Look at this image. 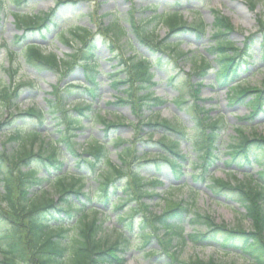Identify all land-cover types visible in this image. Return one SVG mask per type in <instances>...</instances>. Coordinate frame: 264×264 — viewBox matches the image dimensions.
I'll return each instance as SVG.
<instances>
[{
    "label": "trees",
    "instance_id": "16d2710c",
    "mask_svg": "<svg viewBox=\"0 0 264 264\" xmlns=\"http://www.w3.org/2000/svg\"><path fill=\"white\" fill-rule=\"evenodd\" d=\"M59 2L62 1L56 0V5ZM54 12L55 9H51L37 15H16V25L23 27L25 31L49 29L51 25L47 23H54ZM179 14L177 10L164 11L140 20L130 10L125 18L130 31L140 44L151 51L152 56L148 58L136 53L124 58L119 54L117 68L108 76L113 78V86H126L123 90L125 98L118 97L117 103L130 106L136 119L135 122H130L136 139L155 151L159 149L158 152L154 151L161 162L156 168H167L175 179H179L184 174L182 169L186 159L179 144L180 140H185L191 144L195 153L187 165L191 168L187 174L194 180L199 178L204 181L209 176L208 168L218 160L217 143L221 128L218 120L206 115L203 107L193 104L190 111L194 125L186 133L169 121L155 119L152 113L145 115L142 111L143 108L149 107L148 102L153 105L163 102L160 98L152 96L148 89L154 84V70L150 68L160 66L166 71L169 70L170 84L174 87L180 86L182 94L187 93L193 99L198 98L200 83L191 82V76L201 78L209 68H213L211 62L198 63L186 58L191 66L190 72L186 76L179 74L178 60L186 55L177 47V41H171V38H177L179 33L187 32L193 33L196 39H199L205 31L201 21L186 25ZM212 15V43L206 51L214 55L215 81L218 86L229 88L227 97L232 103L243 102L244 98L248 97L245 102L251 110L248 119L253 120L257 114L264 113V85L251 87L248 83L242 85L240 81L242 74L247 76L252 72L247 65L251 64L255 52L254 45L259 46L261 59L264 60V18L257 16L256 31L245 36L242 46L239 47L226 38L228 32L233 30L228 18L215 10ZM158 25L165 26V36L160 37L156 32ZM109 26L106 30L112 32V38L116 40L122 30L117 24ZM70 36L81 44L71 55V63L81 62L83 76L88 82L86 90L90 95H94L97 62L92 60L91 50L95 47V41L85 29L79 27L72 30ZM19 40V37H16V41ZM19 45L20 56L26 65L35 68L46 67L55 72L60 70L54 53H44L33 44L22 42ZM11 51L12 49L5 45L6 54L9 55ZM61 64L69 67L67 62ZM4 71L8 74L10 82H0V114H5L11 119L0 122V133L7 131L6 142H2L0 148V264H124L128 240L122 237L109 243L102 239L103 223L109 216L107 212L104 214V220L97 217L94 198H97L105 209L109 204L113 210L127 207L126 228L129 229L133 227V223H137L142 247L150 246L155 241L159 248L150 249V252L156 251L158 260H162L163 264H223L206 258L191 259L188 262L178 258L173 246L183 245L186 241L181 227L185 220L193 225L207 227L205 232L189 234L187 238L192 242L210 244L215 240L212 233L223 231L228 235L227 240L230 241L231 238V242L227 244V240H224L220 243L222 246L248 250L254 264H264V188L254 184L253 179H250L252 184L247 180L235 185L214 177L207 181V187L214 194L230 195V198L244 206L246 217L252 220L253 231L225 228L223 224H216L209 215L195 212L192 204L180 201L166 200L163 212L154 214L151 209L153 206L146 200L154 195L160 197V194L145 186L160 182L154 176L150 181L141 175L139 166L150 161L143 160L135 146L123 145L124 140L115 136L110 137L109 143L94 140L88 142L86 147L79 151L74 131L81 128V119L88 117L84 112L89 109L88 106L76 107L77 115L63 111L60 119L62 125L56 130L55 137L46 139L37 128L25 129L18 125L14 127L16 117L21 121L34 119L38 126L41 125L46 119L45 116L54 114L56 102L62 96L57 95L58 90L54 88L51 92L54 98L47 99V109L32 105L21 110L17 99L23 88L31 86V83H14L15 71L10 65ZM144 89H147V92L140 94ZM176 99L181 103L186 102L183 95ZM100 122L104 124L106 137L110 136L108 132L111 129L124 126L122 123L103 118ZM145 128L146 131H142ZM141 131L145 140L140 135ZM153 132H158L159 138L153 140ZM232 139L234 143L228 145L229 150L225 153L227 158L223 161L227 167L235 163L239 167L250 164L251 147L264 152L263 135L254 134L250 139L240 130ZM109 144L120 147L115 154L118 163L110 156ZM67 158L73 159L72 171L63 170ZM40 171L43 175L37 176ZM258 175L260 178L264 177V168ZM86 180L94 183V187L89 185L85 191ZM113 197L118 202L116 205L113 201L110 202ZM135 215H139L136 221ZM160 231L163 232L161 236L158 233Z\"/></svg>",
    "mask_w": 264,
    "mask_h": 264
},
{
    "label": "rangeland",
    "instance_id": "374dc122",
    "mask_svg": "<svg viewBox=\"0 0 264 264\" xmlns=\"http://www.w3.org/2000/svg\"><path fill=\"white\" fill-rule=\"evenodd\" d=\"M6 1V0H4ZM54 5L53 0H30L25 4L24 11L31 13H38L42 11H48ZM177 5L187 21L202 20L205 25L212 22L211 9H216L229 18L233 25V30L226 36L232 42L240 46L243 41L244 35L252 33L257 28L256 15H261L264 18V0H76V2L65 1L60 4L56 9L57 26L51 29L49 32H43L45 34L39 33H27L25 35V40L29 42H34L41 45L44 51H53L58 57H64L66 53H70L71 49L65 43H62L59 39L54 38V33L60 28L66 30L65 34H69V30L72 27H86L92 32L95 30L94 23L90 19V13L96 12V15L102 17L101 22L107 23L108 19L111 17L112 13H117L118 16L123 17L125 12L131 7L137 9L136 15L145 17L150 15L154 10L161 12L169 6ZM253 5V8L250 6ZM14 4H6L5 8L0 12V43L5 41L11 43L14 35L18 33V30L14 27L12 17L10 12L15 10ZM121 25L125 28L126 35L122 40H118L116 43L106 39L105 43H101L100 38H98V43L96 49L94 48V58L98 59L97 70L101 71L97 77L98 86L96 91V97H90L82 88H78V83L83 81L82 71L79 67H75L74 72H71L65 80L60 82V86L65 83H73V85L64 88V93L68 96L67 101L71 105L82 106L86 103H92L91 107L95 110L94 116L90 121L87 119L82 121L84 127L77 132V140L79 142H84L88 137H93L98 140L103 139L102 126L98 121L97 115L106 116L107 119L129 121L132 116L126 105H116L109 102L115 101V96L120 95L118 92L123 86L119 85L114 88L110 85V78L106 77L104 74L111 72L113 69L114 61L109 60L110 54L108 51V45L111 44L113 47L121 52V50L127 49V45L122 46L124 40L132 41L133 45L136 46L137 50L142 54H146L145 49L138 47L137 43L131 39V34H129L126 22H121ZM165 28H160L159 33L161 36L164 35ZM209 27L205 36L196 40L191 33L182 32L180 33L178 42V47L186 52V58H191L199 62H211L213 55L206 52V47L209 44ZM97 31H95L96 33ZM178 37V36H177ZM122 48V49H120ZM255 53L254 57V67H256L253 75L249 77L248 86L254 87L252 85L263 86L264 85V62H259V49L258 46L254 47ZM17 55L12 54V64L15 67L17 65ZM4 55L2 50H0V63L4 61ZM188 62H179L177 64V69L180 71L181 76H186L189 70ZM24 65H19V70L17 71L16 80L23 81H38L41 89H49V84H56V76L52 74L49 70L41 71H25ZM195 78V77H194ZM193 78V79H194ZM0 79H6L3 71L0 70ZM154 80L157 82L152 88L154 94L161 96L166 99V104L155 108L154 110L158 112L160 118H167L175 123H180L182 125L190 127L192 124L191 117L185 112L184 105H177L172 101V98L178 95L177 90L171 86L170 82L167 81V75L161 69H156ZM34 84V82H32ZM213 84V76L208 73L203 80V87L200 92L201 96L204 98L203 104L207 108H211L213 112L211 114H222L227 123V129L225 131L226 141L228 137L239 133V130L235 132V127H240L242 131L252 137L254 134L264 136V115H259L255 118L253 122L246 120H240L238 117H243L244 114L248 113V107L243 104L229 105L226 99L225 91L226 89H219L217 86H211ZM42 89V90H43ZM44 93L39 90L35 84L33 89L29 92L28 87L24 88V93L20 98V106L25 108L28 105L33 104L38 99L42 98ZM245 116V115H244ZM2 115L0 114V119ZM54 118L47 117L44 123L46 130L49 132L53 127H56ZM22 123V121H20ZM110 133V132H109ZM115 135H119L123 139L130 138L132 130L129 127H120L114 132ZM158 133H154L153 138H157ZM144 146L139 143L137 146L138 151L148 150L143 149ZM113 151L115 148H112ZM182 149H185L182 145ZM251 158L256 154L259 155L257 159L264 162V154L257 151L252 152ZM222 159H220L221 161ZM237 164L235 163L230 168L224 167H214L211 166L209 171L214 172L215 175L224 177L226 179L234 180H250L252 176L255 177V183L264 187V177L260 178L258 172L261 168H264L263 164H257L256 167L254 163L251 166L244 167L243 171H239L232 175L230 171L235 170ZM148 166V164H147ZM149 167V166H148ZM153 171H157L153 166H151ZM258 169V170H257ZM256 171H258L256 173ZM161 175V180L165 184L170 183L171 179L164 172L157 173ZM169 175V174H168ZM170 176V175H169ZM185 179L189 177L183 176ZM197 182L192 187L194 191H189L188 187L183 185L178 189H174L170 192V197H175L178 199L189 200L194 199L195 209L202 213H208L215 219L218 223H224L228 227L242 228L245 230L251 229L250 222L245 218L243 209L238 206V203L231 200L232 198L223 197L224 199H212L208 195L207 191L201 185V180L196 179ZM248 183L252 184V180ZM166 186V185H165ZM163 186H159L157 190L161 191ZM162 204V203H161ZM159 209H156L158 211ZM114 216V215H113ZM109 223V221L107 222ZM203 229V228H202ZM111 232L109 229H105V233ZM114 235L117 236V232L112 230ZM114 236V237H116ZM132 242L138 244V238L133 237ZM183 257H193L199 256L204 258H210L217 262L223 264H253L251 260L245 254H238L233 251H223L215 246L198 245L194 247H187L183 252ZM154 258H147L143 256L139 250L129 251L127 254L128 264H150L154 261Z\"/></svg>",
    "mask_w": 264,
    "mask_h": 264
}]
</instances>
